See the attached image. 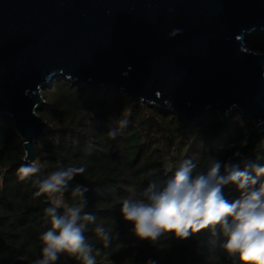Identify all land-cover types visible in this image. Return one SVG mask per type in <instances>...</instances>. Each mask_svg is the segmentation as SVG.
Masks as SVG:
<instances>
[{
	"label": "water",
	"instance_id": "95a60500",
	"mask_svg": "<svg viewBox=\"0 0 264 264\" xmlns=\"http://www.w3.org/2000/svg\"><path fill=\"white\" fill-rule=\"evenodd\" d=\"M255 31L264 0H0V115L34 162L51 129L43 89L63 76L188 123L238 110L264 143V51L245 42Z\"/></svg>",
	"mask_w": 264,
	"mask_h": 264
},
{
	"label": "trees",
	"instance_id": "16d2710c",
	"mask_svg": "<svg viewBox=\"0 0 264 264\" xmlns=\"http://www.w3.org/2000/svg\"><path fill=\"white\" fill-rule=\"evenodd\" d=\"M248 49L264 51V31H255L245 39ZM39 116L50 124L49 132L34 145L36 159L46 175L61 167L83 166L86 172L77 175L65 193V201L73 203L71 188H88L85 211L96 216V224L111 229L116 237L111 247L104 248L89 225L86 235L99 249L94 252L97 264H145L153 259L158 264H238L221 249L222 238L214 239L208 230H201L186 239L169 233L155 244L138 241L130 222L121 218L120 202L139 189L149 178L164 179L185 158H191L197 171L210 159L228 158L241 148L249 159L264 163V143L254 124L238 110L221 120L209 110L196 123L150 104L134 102L114 88H86L63 76H56L42 92ZM126 126L113 139L109 129L119 121ZM25 150L9 116L0 115V264H32L40 247L39 235L49 221L44 209L47 197L33 193L35 177L17 179L16 170L24 160ZM223 194L229 200L238 192L227 185ZM57 264H78L62 256Z\"/></svg>",
	"mask_w": 264,
	"mask_h": 264
},
{
	"label": "clouds",
	"instance_id": "9594fccd",
	"mask_svg": "<svg viewBox=\"0 0 264 264\" xmlns=\"http://www.w3.org/2000/svg\"><path fill=\"white\" fill-rule=\"evenodd\" d=\"M125 126L126 121H119L108 135L114 139ZM247 144L246 138L240 140L228 158L214 157L199 171L191 158H185L164 179L149 178L139 189L133 188L120 202L119 212L130 222L134 237L155 244L169 233L182 240L206 229L214 239L222 238V251L238 264H264V163L240 151ZM41 169L39 162H29L16 170L20 181L35 177L33 195H44L49 203L44 209L49 226L38 237L40 247L32 264H57L62 256L78 264H97L94 252L99 249L89 242L86 231L95 224L94 236L108 248L117 235L115 226L96 224V216L85 211L87 187L75 185L71 188L74 202L65 201L71 182L86 168L68 166L37 175ZM227 185L238 192L235 199L223 194ZM145 264L158 262L148 259Z\"/></svg>",
	"mask_w": 264,
	"mask_h": 264
},
{
	"label": "built area",
	"instance_id": "2783aa9c",
	"mask_svg": "<svg viewBox=\"0 0 264 264\" xmlns=\"http://www.w3.org/2000/svg\"><path fill=\"white\" fill-rule=\"evenodd\" d=\"M48 201V200H47Z\"/></svg>",
	"mask_w": 264,
	"mask_h": 264
}]
</instances>
